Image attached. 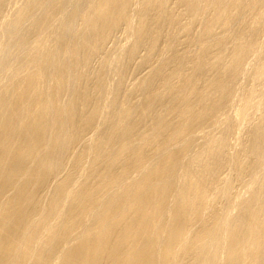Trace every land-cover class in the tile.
Wrapping results in <instances>:
<instances>
[{
	"label": "bare ground",
	"instance_id": "6f19581e",
	"mask_svg": "<svg viewBox=\"0 0 264 264\" xmlns=\"http://www.w3.org/2000/svg\"><path fill=\"white\" fill-rule=\"evenodd\" d=\"M0 264H264V0H0Z\"/></svg>",
	"mask_w": 264,
	"mask_h": 264
}]
</instances>
